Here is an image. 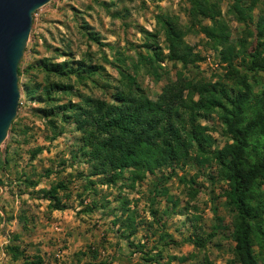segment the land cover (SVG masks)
Masks as SVG:
<instances>
[{"label": "trees", "instance_id": "16d2710c", "mask_svg": "<svg viewBox=\"0 0 264 264\" xmlns=\"http://www.w3.org/2000/svg\"><path fill=\"white\" fill-rule=\"evenodd\" d=\"M232 1L233 5L226 4L225 14L239 23L235 38L220 13L224 0H185L183 22L156 14L153 30L140 28V44H129L128 49L102 42L99 33L75 13V30L85 50L75 58L71 41L60 37L61 46L52 48L51 56L26 61L22 67L18 63L17 87L23 98L35 105L29 113L50 134L46 139L63 134L65 127L72 129V158L87 165V174L82 176L87 185L92 184L90 177H96L101 184L114 186L126 181L132 188L162 168L192 160L213 164L217 179L225 184L224 204L232 214L231 263L264 264V85L257 84L256 78L264 75V0ZM94 3L112 18L119 17L99 0ZM192 33L202 36L225 67L224 82L187 78L182 70L167 78L162 63L179 64L186 70L202 61L184 41ZM160 37L162 47L157 43ZM91 45L95 52L89 50ZM130 50L132 54H128ZM142 76L153 83L165 79L153 98L141 86ZM211 116L222 126L227 140L220 149H210V130L202 124ZM18 124L17 120L10 123L8 143L13 135L28 130ZM39 151L36 148L30 156ZM191 185L190 198L196 193ZM57 189L64 186L57 184L42 191L53 210L60 209ZM164 193L161 188L159 194ZM19 218L25 221V217ZM127 227V236H131V222ZM220 227L216 218L215 229ZM193 243L198 245L195 240ZM253 246L261 247L263 254H254ZM6 252L21 264H39L23 257L17 246H6Z\"/></svg>", "mask_w": 264, "mask_h": 264}, {"label": "rangeland", "instance_id": "374dc122", "mask_svg": "<svg viewBox=\"0 0 264 264\" xmlns=\"http://www.w3.org/2000/svg\"><path fill=\"white\" fill-rule=\"evenodd\" d=\"M99 1L110 9L109 13L118 12L119 17L109 16L94 0H50L37 9L31 16L20 67L26 61L51 56L52 48L61 46L60 37L71 41V52L75 58L79 57L86 46L76 33L75 13L99 33L102 42L124 49L129 44H140V28L153 30L156 14L184 21L185 0ZM226 4L233 5V1L224 0L220 13L227 20L231 38H235L240 26L225 14ZM184 41L202 61L186 70L179 64L162 63L167 78L182 70L187 78L224 82L225 67L202 36L192 33ZM157 43L162 47L161 37ZM89 50L95 52L96 47L91 45ZM103 52L109 55L106 48ZM237 68L241 69L240 65ZM106 70L112 74L108 67ZM256 78L257 84L264 85L263 74ZM139 81L153 98L165 79L153 83L142 76ZM31 107L35 105L19 91L12 121L17 120L18 128L25 126L28 130L24 135H13L10 143L7 131L0 145V264H21V260H14L6 252L8 245L17 246L23 257L39 264H232L233 243L229 235L232 214L224 204L225 184L217 179L213 164H197L192 160L186 165L162 168L146 175L132 188L126 186V181H117L114 186L101 184L96 177H90L92 184L87 185V179L82 177L87 174V165L72 158L75 138L72 129L65 127L63 134L49 141L45 135L50 134L29 113ZM202 124L210 130V149H220L227 141L222 126L214 116ZM36 148L40 151L31 157L30 152ZM24 180L34 186H27ZM57 184L64 189H57L60 209L53 210L42 191ZM190 185L196 190L192 198L188 195ZM161 188L164 195L159 194ZM216 218L221 225L218 230ZM129 222L134 229L131 236H127ZM253 252L262 253V248L253 246ZM148 258L151 261H146Z\"/></svg>", "mask_w": 264, "mask_h": 264}, {"label": "water", "instance_id": "95a60500", "mask_svg": "<svg viewBox=\"0 0 264 264\" xmlns=\"http://www.w3.org/2000/svg\"><path fill=\"white\" fill-rule=\"evenodd\" d=\"M50 0H0V145L15 117L16 69L28 38L31 16Z\"/></svg>", "mask_w": 264, "mask_h": 264}]
</instances>
